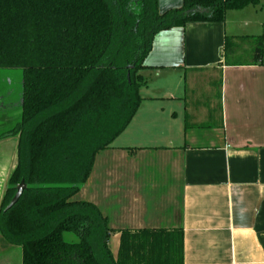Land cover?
<instances>
[{"label":"trees","instance_id":"1","mask_svg":"<svg viewBox=\"0 0 264 264\" xmlns=\"http://www.w3.org/2000/svg\"><path fill=\"white\" fill-rule=\"evenodd\" d=\"M260 1L183 0L160 11L158 0H0V68L23 69L20 118L0 131V140H18L0 202V236L21 247L22 264H184L181 228L124 229L115 256L108 217L75 196L96 155L139 109L147 83L140 71L154 36L192 22H224L229 11ZM234 38L225 37V54ZM241 38L261 60L264 37ZM22 179L26 188L6 209Z\"/></svg>","mask_w":264,"mask_h":264},{"label":"crops","instance_id":"2","mask_svg":"<svg viewBox=\"0 0 264 264\" xmlns=\"http://www.w3.org/2000/svg\"><path fill=\"white\" fill-rule=\"evenodd\" d=\"M182 3L158 0V7ZM231 11L224 22L154 36L140 71L147 83L139 109L96 155L75 196L108 217L115 256L124 229L181 228L184 264H264V53L253 60L241 37L257 32L229 27ZM226 36L235 37L228 54ZM166 109L175 125L158 124ZM7 114L0 127L12 126L21 106ZM16 148L17 137L0 140V202ZM0 264H22L21 247L0 248Z\"/></svg>","mask_w":264,"mask_h":264},{"label":"rangeland","instance_id":"3","mask_svg":"<svg viewBox=\"0 0 264 264\" xmlns=\"http://www.w3.org/2000/svg\"><path fill=\"white\" fill-rule=\"evenodd\" d=\"M246 20H254V26H246ZM227 23L229 27H234L235 30H243L247 28L248 30H256L257 33H252L254 36L262 35L264 37V0H261L259 4L252 5L240 11H231L229 17L227 18ZM253 30V31H254ZM250 43L251 40L249 41ZM147 78V74H144ZM22 86H23V69L16 68H0V123L5 119L2 115L8 113L7 115H13L14 111L20 109L21 98H22ZM7 106L5 111L2 106ZM172 117V112L170 113L169 109H166V112L162 114L161 120L158 124H168L175 125L176 121L169 120ZM20 118V117H19ZM180 119V116H179ZM18 121V120H17ZM15 121V123L17 122ZM182 123V120H178V124ZM14 123H12L13 125ZM167 125V126H168ZM10 125H3L0 127V131H4L9 128ZM131 129V128H130ZM129 131L126 130V132ZM120 142V138H119ZM18 143V140H17ZM118 143V142H116ZM16 165V157L14 167ZM111 237V236H110ZM67 240H72L75 238L72 234H65ZM111 239V238H110ZM109 239V240H110ZM112 241V240H111ZM9 247L0 236V248ZM111 247L116 250L113 245Z\"/></svg>","mask_w":264,"mask_h":264},{"label":"water","instance_id":"4","mask_svg":"<svg viewBox=\"0 0 264 264\" xmlns=\"http://www.w3.org/2000/svg\"><path fill=\"white\" fill-rule=\"evenodd\" d=\"M26 188V183H25V180L22 179L18 185L16 186V191L13 195V197L11 198L9 204L7 205L6 209H9L11 208L17 201L18 199L20 198L23 190Z\"/></svg>","mask_w":264,"mask_h":264},{"label":"flooded vegetation","instance_id":"5","mask_svg":"<svg viewBox=\"0 0 264 264\" xmlns=\"http://www.w3.org/2000/svg\"><path fill=\"white\" fill-rule=\"evenodd\" d=\"M18 185V184H17Z\"/></svg>","mask_w":264,"mask_h":264}]
</instances>
